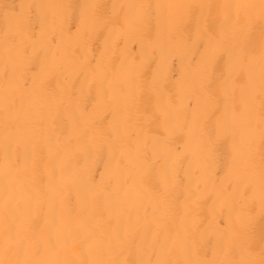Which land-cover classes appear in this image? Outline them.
Masks as SVG:
<instances>
[{
	"label": "bare ground",
	"instance_id": "obj_1",
	"mask_svg": "<svg viewBox=\"0 0 264 264\" xmlns=\"http://www.w3.org/2000/svg\"><path fill=\"white\" fill-rule=\"evenodd\" d=\"M0 264H264V0H0Z\"/></svg>",
	"mask_w": 264,
	"mask_h": 264
}]
</instances>
